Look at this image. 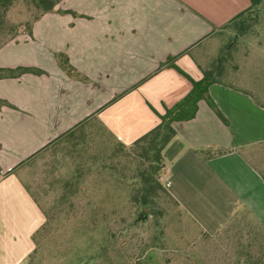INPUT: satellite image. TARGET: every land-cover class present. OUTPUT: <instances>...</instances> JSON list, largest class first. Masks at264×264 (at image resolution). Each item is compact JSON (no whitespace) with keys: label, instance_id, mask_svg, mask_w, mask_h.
<instances>
[{"label":"crops","instance_id":"1","mask_svg":"<svg viewBox=\"0 0 264 264\" xmlns=\"http://www.w3.org/2000/svg\"><path fill=\"white\" fill-rule=\"evenodd\" d=\"M55 2L31 23V35L20 32L0 47V69L41 72L0 79V99L10 105L0 108V264H30L45 224L24 164L96 130L131 146L191 89L161 64L175 56L174 64L199 81L211 59L209 42L250 6L249 0ZM59 58L77 76L67 75ZM207 96L226 123L205 99L194 118L173 122L160 182L199 234L214 236L235 222L253 230L249 237L253 224L264 235V105L249 88L227 82L211 84Z\"/></svg>","mask_w":264,"mask_h":264},{"label":"rangeland","instance_id":"2","mask_svg":"<svg viewBox=\"0 0 264 264\" xmlns=\"http://www.w3.org/2000/svg\"><path fill=\"white\" fill-rule=\"evenodd\" d=\"M35 2L14 0L0 42L40 14ZM245 17L242 30L227 26L209 42L208 67L229 52L221 81L249 88L264 105V2ZM77 137L24 164L23 179L46 218L30 264H250L247 252L264 264V235L257 224L254 238L248 225L235 222L214 236L201 235L167 192L158 193L151 211L142 208L136 203L140 173L152 170L141 151L104 139L97 130ZM158 166L160 180L162 162Z\"/></svg>","mask_w":264,"mask_h":264},{"label":"trees","instance_id":"3","mask_svg":"<svg viewBox=\"0 0 264 264\" xmlns=\"http://www.w3.org/2000/svg\"><path fill=\"white\" fill-rule=\"evenodd\" d=\"M13 2L14 0H0V33L5 26L7 12ZM249 2V8L237 15L225 27L237 26V29L242 30L246 22L245 16L254 9H258V7L264 2V0H249ZM35 3L40 6L41 11L40 14L35 19H33L32 22L38 20L44 13L52 11L56 2L54 0H37V2ZM62 12L77 15L70 11ZM31 23L19 29L16 27L14 29H10L13 32L8 39L0 42V47L8 41L12 40L20 32H27L31 35ZM232 44L233 43L229 45ZM227 55H229V52H226V54L221 53L214 66L210 68L208 67L207 69L203 70L202 78L199 81L192 80L185 72H183L174 64V60L176 58L175 56L167 58L166 62L161 64V66L159 67V69L162 67L173 68L191 83V89L183 99H181L173 107L166 109L163 115H158L160 123L156 127L141 136L131 145L132 147H137L141 151V157L150 161L149 167L152 170L151 172L143 171L142 173H140L142 185L138 190L139 198L136 199V203L142 208L151 211L154 205V200L158 197V193H166L165 188L162 186L160 180L155 175L160 171L158 163L163 161V149L175 135V131L171 127V124L176 121H187L194 118L197 111V103L201 99H205L209 107L215 112V114L221 119V121L223 123H226V120L217 109L213 101L207 96V89L213 83H223V81H221L220 79L223 73L222 62L225 61ZM59 64L61 68L67 73V75H69L70 77L77 76L76 71L70 66L67 59L59 58ZM23 73L39 74L41 72L31 68L0 69V79L19 77ZM2 106L10 105L0 99V108ZM203 155H205V153H203ZM42 228L43 226L39 231H41ZM39 231L36 233V235L39 233ZM33 254L31 255V257L33 256ZM259 254H261V252ZM31 257L29 258V262ZM246 257H248L250 264L260 263V259L255 257L253 260V257H251L248 252L246 254ZM78 264H83V261L78 262Z\"/></svg>","mask_w":264,"mask_h":264},{"label":"built area","instance_id":"4","mask_svg":"<svg viewBox=\"0 0 264 264\" xmlns=\"http://www.w3.org/2000/svg\"><path fill=\"white\" fill-rule=\"evenodd\" d=\"M166 186H169V184H167Z\"/></svg>","mask_w":264,"mask_h":264}]
</instances>
